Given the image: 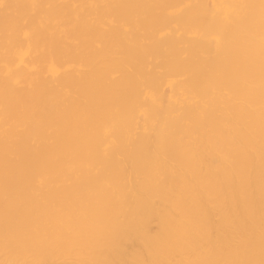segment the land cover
<instances>
[{
    "label": "bare ground",
    "instance_id": "bare-ground-1",
    "mask_svg": "<svg viewBox=\"0 0 264 264\" xmlns=\"http://www.w3.org/2000/svg\"><path fill=\"white\" fill-rule=\"evenodd\" d=\"M0 264H264V0H0Z\"/></svg>",
    "mask_w": 264,
    "mask_h": 264
}]
</instances>
